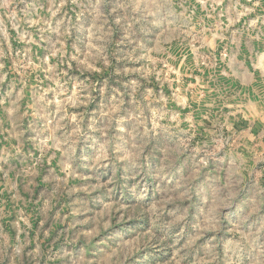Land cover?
<instances>
[{
	"label": "rangeland",
	"instance_id": "obj_1",
	"mask_svg": "<svg viewBox=\"0 0 264 264\" xmlns=\"http://www.w3.org/2000/svg\"><path fill=\"white\" fill-rule=\"evenodd\" d=\"M0 264H264V0H0Z\"/></svg>",
	"mask_w": 264,
	"mask_h": 264
}]
</instances>
